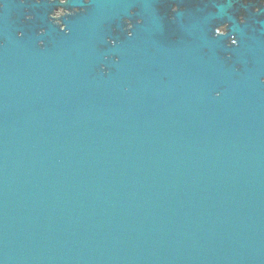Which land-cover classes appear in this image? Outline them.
Segmentation results:
<instances>
[{
	"label": "water",
	"instance_id": "1",
	"mask_svg": "<svg viewBox=\"0 0 264 264\" xmlns=\"http://www.w3.org/2000/svg\"><path fill=\"white\" fill-rule=\"evenodd\" d=\"M262 80L259 0H0V264H264Z\"/></svg>",
	"mask_w": 264,
	"mask_h": 264
},
{
	"label": "clouds",
	"instance_id": "2",
	"mask_svg": "<svg viewBox=\"0 0 264 264\" xmlns=\"http://www.w3.org/2000/svg\"><path fill=\"white\" fill-rule=\"evenodd\" d=\"M84 2H85V3H88V0H84ZM243 2H244L245 4H247V3L250 2V0H243ZM59 3H60L61 5H63V4L65 3V0H59ZM259 4H260L261 7H264V0H259ZM172 11H173V12H177L178 9L175 8V7H173ZM253 11L256 12V11H258V9H253ZM63 14H66V12H65L62 8H59V9H57V10L52 14L51 19H56L57 21H59V18H60ZM133 14H134V13L131 12V11L128 12V15H129V16H132ZM238 20H239V23H240L241 25H243V24L245 23L243 17H239ZM125 23L128 25V28H129V29L132 28L131 23H129L127 20L125 21ZM139 23H140V21L137 20V24H139ZM61 30L63 31V29H61ZM226 34H227V33H226V25H221V26L216 27V28L214 29V36H217V37H223V36H225ZM17 35L19 36V34H17ZM129 36H131V32H129ZM109 43H111V42L109 41ZM236 44H237V41H236L235 39H232V40L229 41L228 44L225 45V47H232V46H235ZM261 83H264V80H262ZM217 95H219V93H217Z\"/></svg>",
	"mask_w": 264,
	"mask_h": 264
}]
</instances>
